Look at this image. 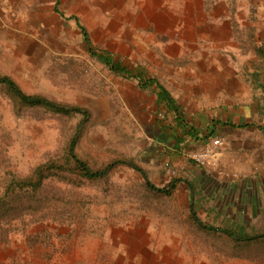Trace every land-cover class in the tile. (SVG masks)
<instances>
[{
  "label": "rangeland",
  "instance_id": "1",
  "mask_svg": "<svg viewBox=\"0 0 264 264\" xmlns=\"http://www.w3.org/2000/svg\"><path fill=\"white\" fill-rule=\"evenodd\" d=\"M134 2L0 0V74L26 94L82 111L21 106L0 85V200L21 194L15 180L40 165L73 168V140L75 154L90 167L118 163L99 179L74 170L49 174L41 190L26 194L28 208L9 234L0 233V264H264V170H233L238 159L221 150L207 166L195 159L201 149L174 151L167 129L174 115H166L157 90L91 56L82 31L96 52L166 86V8L177 9L187 31L198 32L182 36L190 48L181 64L216 75L226 67L207 59L209 53L240 46L232 74L245 78L264 109V57L256 53L264 51V0H148L135 11ZM138 13L148 16L141 25ZM207 119L188 115L198 129ZM207 133V144L220 138L226 145L223 135ZM123 161L140 167L155 186L175 189L149 190ZM191 204L204 227L193 220ZM211 227L244 229L252 239Z\"/></svg>",
  "mask_w": 264,
  "mask_h": 264
},
{
  "label": "crops",
  "instance_id": "2",
  "mask_svg": "<svg viewBox=\"0 0 264 264\" xmlns=\"http://www.w3.org/2000/svg\"><path fill=\"white\" fill-rule=\"evenodd\" d=\"M147 2L148 0H135L134 11L137 5L147 4ZM147 18V15L138 13L139 25ZM182 23V15L177 9L166 8V72L169 74L170 80H167L166 86L160 83L176 101L181 118L175 111L159 104L165 109L166 115H174V124L167 127L169 131H172L173 142H176L172 146L174 151L180 152L182 148L187 151L202 150L207 145L206 139L212 137H209L207 131H216L217 134L223 135L227 141L221 149L222 155L238 159V165H234L233 170H242L246 174L255 173L259 169L264 170L263 98L254 100L253 96H250L254 89L247 87L248 83L245 82V78L232 74L236 68L234 61L242 58V55L237 54L240 46L231 45L227 47L228 49H217L218 53L216 51L213 56L209 53L207 59L213 58V63L216 66L220 65V68H226L220 73L217 72L216 75L201 76L198 67H187L186 64H181L182 58H185L186 52L190 48L182 36L198 35L196 31L188 32ZM194 48V45L191 46V50H195ZM230 52L233 56L230 55ZM177 59L178 64H171ZM140 72L145 74L143 71L133 73ZM184 89L189 94L188 96L193 97L186 103L182 102L188 97L181 95ZM257 89V92H261V88ZM198 112L211 115V119H207L205 129L203 125L201 129L194 127L188 120V115H195ZM259 119L263 122H254ZM262 178L264 181V177Z\"/></svg>",
  "mask_w": 264,
  "mask_h": 264
},
{
  "label": "trees",
  "instance_id": "3",
  "mask_svg": "<svg viewBox=\"0 0 264 264\" xmlns=\"http://www.w3.org/2000/svg\"><path fill=\"white\" fill-rule=\"evenodd\" d=\"M77 21V20H76ZM78 22V21H77ZM84 34V43L86 45L88 53L97 58L100 62L104 63L109 67V69L115 73L122 74L126 77L136 78L139 81V85L141 88L146 89L148 87H154L157 90V101L160 104L165 105L169 110H173L178 114V117L181 118L180 109L177 107L176 101L172 98L169 92L165 89V87L155 78H148L144 73L140 72L138 74H134L130 69L122 66L120 63L115 62L110 55L101 54L94 50L92 42L89 38V35L86 33L85 29H82ZM256 53L259 56L264 57V51L262 48H257ZM0 85H4L13 95V97L17 100L18 104L21 106L29 107V108H43L53 113L68 115L71 113L82 112L79 108L76 107H67L58 102L50 100L42 95L38 94H26L21 90L18 84L9 76L0 74ZM75 140L72 141L70 147V156L72 160L73 168L66 167L65 165H59L57 162H48L43 165L38 166L35 170L27 177L18 178L15 180V185L17 187V192L21 194L11 195L10 197L4 195V201L0 200V233H4V237L6 234H9L11 227L10 225L16 221L22 213L28 208L26 199V194L29 192H36L41 190L43 187V183L49 176V174L55 171H65V170H74L77 171L80 175L86 178L99 179L108 175L111 171H113L117 164L116 162L110 163L107 166L99 169H94L88 165L87 162L80 159L74 152L75 150ZM124 164L130 166L131 168L139 171L144 180L146 187L157 193H166L170 192V190H174L175 187H170L167 189L165 187L160 188L155 186L147 177L146 173L137 165H135L131 161H123ZM29 198V196H27ZM191 216L193 220L200 226L204 225L197 217V214L194 210V205L191 204L189 206ZM43 216V215H42ZM42 216L37 217L36 219L42 218ZM2 222H4V229L2 226ZM210 229L215 231H220L231 238L244 241L251 240L249 234L245 232L244 229L242 231H233L227 229H217L211 227Z\"/></svg>",
  "mask_w": 264,
  "mask_h": 264
},
{
  "label": "built area",
  "instance_id": "4",
  "mask_svg": "<svg viewBox=\"0 0 264 264\" xmlns=\"http://www.w3.org/2000/svg\"><path fill=\"white\" fill-rule=\"evenodd\" d=\"M224 142L220 138L213 139L207 144L200 153L195 155V159L202 166L215 165L220 150L223 148Z\"/></svg>",
  "mask_w": 264,
  "mask_h": 264
}]
</instances>
